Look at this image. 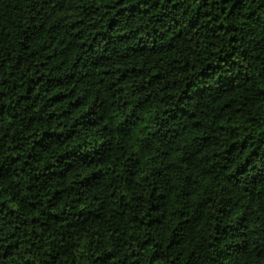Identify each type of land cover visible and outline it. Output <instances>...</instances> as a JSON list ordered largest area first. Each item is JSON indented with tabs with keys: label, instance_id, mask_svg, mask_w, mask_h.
<instances>
[{
	"label": "clouds",
	"instance_id": "9594fccd",
	"mask_svg": "<svg viewBox=\"0 0 264 264\" xmlns=\"http://www.w3.org/2000/svg\"><path fill=\"white\" fill-rule=\"evenodd\" d=\"M0 264H264V0H0Z\"/></svg>",
	"mask_w": 264,
	"mask_h": 264
},
{
	"label": "trees",
	"instance_id": "16d2710c",
	"mask_svg": "<svg viewBox=\"0 0 264 264\" xmlns=\"http://www.w3.org/2000/svg\"><path fill=\"white\" fill-rule=\"evenodd\" d=\"M53 79L55 78V77H52ZM59 87V85H54V88H58ZM56 95H59V93H56ZM53 97L52 96H50L49 97V99H52ZM57 102H59V101H57ZM70 103H71V101H70Z\"/></svg>",
	"mask_w": 264,
	"mask_h": 264
}]
</instances>
